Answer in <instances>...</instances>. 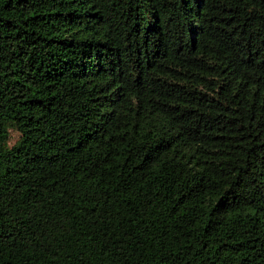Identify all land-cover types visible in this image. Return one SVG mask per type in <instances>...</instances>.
Wrapping results in <instances>:
<instances>
[{
  "label": "trees",
  "instance_id": "1",
  "mask_svg": "<svg viewBox=\"0 0 264 264\" xmlns=\"http://www.w3.org/2000/svg\"><path fill=\"white\" fill-rule=\"evenodd\" d=\"M0 264H264V0H0Z\"/></svg>",
  "mask_w": 264,
  "mask_h": 264
}]
</instances>
